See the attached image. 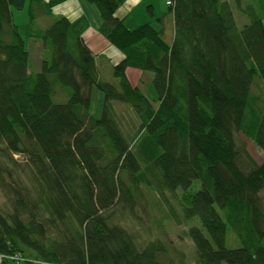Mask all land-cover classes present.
I'll return each instance as SVG.
<instances>
[{"label": "trees", "instance_id": "obj_1", "mask_svg": "<svg viewBox=\"0 0 264 264\" xmlns=\"http://www.w3.org/2000/svg\"><path fill=\"white\" fill-rule=\"evenodd\" d=\"M67 1L29 0L31 26ZM126 1L90 0L99 32L124 55L111 83L83 40L86 18L33 28L48 55L29 73L11 11L27 0H0V189L11 205L0 209V264H15L6 259L15 255L25 264H174L166 243L139 245L116 222L119 211L134 215L141 185L182 192L184 219L201 225L187 233L197 264H264V163L237 141L243 134L264 152V99L254 94L257 76L264 85V22L255 1L243 9L236 0L249 20L242 28L229 2L169 0L164 17L136 29L116 16ZM128 68L152 74L155 99L132 87ZM55 85L66 102H55ZM95 91L103 100L96 115ZM114 103L135 114L134 136ZM229 230L241 247H226Z\"/></svg>", "mask_w": 264, "mask_h": 264}, {"label": "rangeland", "instance_id": "obj_2", "mask_svg": "<svg viewBox=\"0 0 264 264\" xmlns=\"http://www.w3.org/2000/svg\"><path fill=\"white\" fill-rule=\"evenodd\" d=\"M232 4L234 9V16L239 28L249 23L248 18L235 6L236 0H223ZM244 0L242 8L245 9L249 3L255 1V6L258 9L260 15L263 17L264 22V3L261 0ZM156 11L161 15L162 10L165 9L169 12L167 5L168 0H155ZM148 4H143L142 10L148 14ZM29 0H27L26 8L23 10L12 9L13 23L19 27L20 33L24 38L27 48L30 53L29 58V73L37 74L41 71L42 61L44 57H47V51L43 46L42 41L32 39L31 30L38 28L40 30L47 29L56 19L55 15L48 17L37 18L33 26H31V17L28 11ZM140 16H138V19ZM141 19V18H140ZM131 27V26H130ZM132 28V27H131ZM165 36L168 43H172L173 40V28L171 27V20L167 18L165 20ZM151 74V73H149ZM148 73H143L140 78L139 89L151 99H155L154 91L152 88V76ZM102 80L106 82L116 83L113 72H104ZM258 81L254 88V94L256 97L264 99V85L260 82V78L257 76ZM54 99L57 103L66 102L68 94L59 86L54 87ZM103 103L102 96L95 91L92 111L95 115L100 110ZM116 116L118 117L119 124L126 135L134 136L138 128V121L129 106L120 103L113 104ZM239 145H242L246 149V155L249 160L254 164L261 165L264 163V152L250 139L243 134L237 136ZM246 161L248 162V159ZM16 159L21 163L24 160L23 157L16 156ZM197 188L200 186L199 182L195 185ZM195 187V188H196ZM182 192L176 193L163 192L159 193L155 188H148L145 185H141L136 192V208L134 215L132 212H118L115 216L116 222L124 225L137 240L139 245H144L149 241L161 240L168 246L169 258L174 264H197L195 257V247L187 233L192 226L200 227L198 219L192 221H186L183 217V211L181 207ZM261 198L264 204V191L261 193ZM10 202L6 195L0 189V209L4 213L10 212ZM222 214V212L220 211ZM226 247L228 249H236L241 247V243L238 241L234 233L229 230L226 239Z\"/></svg>", "mask_w": 264, "mask_h": 264}, {"label": "crops", "instance_id": "obj_3", "mask_svg": "<svg viewBox=\"0 0 264 264\" xmlns=\"http://www.w3.org/2000/svg\"><path fill=\"white\" fill-rule=\"evenodd\" d=\"M42 1L45 3L49 2V0ZM154 3H156L155 0H127L118 9L116 16L124 20L125 25L129 29H136L147 23H155L157 19L165 16L166 10L163 9L161 12L162 14L159 15ZM143 4L149 5L147 9L148 14L146 11L142 10ZM149 8L151 9L149 10ZM50 15H55L57 19L65 17L72 22L81 18L87 19L89 28L84 32L83 40L96 58V64L101 78L104 72H113L114 66L118 65L123 60V53L113 47L99 32L102 19L97 7L93 5L90 0H69L54 7ZM138 16H140L141 19H138ZM167 18L171 20V27L173 28V34H175L173 16H167L164 19V23ZM173 40L171 42H173ZM126 74L132 87H139L143 72L138 69L128 68ZM149 75L152 76V74Z\"/></svg>", "mask_w": 264, "mask_h": 264}, {"label": "built area", "instance_id": "obj_4", "mask_svg": "<svg viewBox=\"0 0 264 264\" xmlns=\"http://www.w3.org/2000/svg\"><path fill=\"white\" fill-rule=\"evenodd\" d=\"M167 5L170 7L171 6V2L168 0ZM5 259V257L0 256V260ZM8 261H10L11 263H15V264H25V259L21 256V255H15V256H10L6 258ZM33 264H53V263H49V262H43V261H35L33 262Z\"/></svg>", "mask_w": 264, "mask_h": 264}]
</instances>
